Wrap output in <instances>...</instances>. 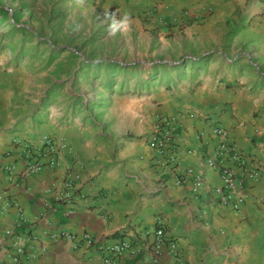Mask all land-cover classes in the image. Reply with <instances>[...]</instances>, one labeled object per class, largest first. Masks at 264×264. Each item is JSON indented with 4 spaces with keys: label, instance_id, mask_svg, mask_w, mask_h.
Instances as JSON below:
<instances>
[{
    "label": "crops",
    "instance_id": "crops-1",
    "mask_svg": "<svg viewBox=\"0 0 264 264\" xmlns=\"http://www.w3.org/2000/svg\"><path fill=\"white\" fill-rule=\"evenodd\" d=\"M79 1L94 27L129 16L109 54L151 58L163 78L82 113L71 84L9 64L0 44V264H17V238L19 264H108L97 246L122 243L111 264H264V0H214L209 17L200 0ZM162 117L172 136L157 150ZM216 127L245 164L220 159L236 177L227 202L206 164ZM45 137L57 165L27 173Z\"/></svg>",
    "mask_w": 264,
    "mask_h": 264
},
{
    "label": "rangeland",
    "instance_id": "rangeland-1",
    "mask_svg": "<svg viewBox=\"0 0 264 264\" xmlns=\"http://www.w3.org/2000/svg\"><path fill=\"white\" fill-rule=\"evenodd\" d=\"M200 1L209 7L207 17L213 15L215 9L209 3L216 2ZM0 5L10 13H20L15 25L12 19L5 23L0 21V44L8 47L9 64L15 58L35 71L54 70L50 75L55 79L59 77L63 86L71 84L74 103L82 113L89 109L86 101L93 115H98L102 113L99 104L106 97L116 96L123 90L140 92L152 79L163 78L151 68V58L117 59L110 55L111 27H94L88 22L90 18L79 0H0ZM120 62L123 67L115 65Z\"/></svg>",
    "mask_w": 264,
    "mask_h": 264
},
{
    "label": "built area",
    "instance_id": "built-area-1",
    "mask_svg": "<svg viewBox=\"0 0 264 264\" xmlns=\"http://www.w3.org/2000/svg\"><path fill=\"white\" fill-rule=\"evenodd\" d=\"M193 117V115H191ZM214 134L218 137L219 143L215 150L214 156L211 159H208L206 164L209 167H213L219 170L221 181H222V188L218 189L216 192L218 196L221 197L223 202H227L234 196L235 191V181L236 177L234 171L226 166H222L220 164V159L222 157H230L236 163H238L241 167L245 166L242 156L239 155L235 149L228 144L226 133L223 128L216 127L214 128ZM172 136V129H171V119L169 117H162L160 123L156 127V131L152 134L150 138V146L153 149L162 150L167 144L171 141ZM53 141L45 137L43 139V146L42 149L36 155V159L32 161L27 169V173H35L41 171L45 166L54 167L57 165V160L55 155L56 149L52 143ZM249 176L253 178H257L258 172L256 171H249ZM195 188H199L202 186V179L201 177H196L195 179ZM9 235L12 234L11 231L7 232ZM156 238L159 241L163 240V230L157 229L155 232ZM85 242L88 246L94 245V240L90 237H86ZM97 246V245H96ZM128 249V244L122 243L121 245L116 246H97V250L105 255L107 258L104 261L108 264H111L110 257L120 255L123 251ZM14 250L15 255L13 257L14 261L19 264V259L23 252V245L22 241L17 238L14 242Z\"/></svg>",
    "mask_w": 264,
    "mask_h": 264
},
{
    "label": "trees",
    "instance_id": "trees-1",
    "mask_svg": "<svg viewBox=\"0 0 264 264\" xmlns=\"http://www.w3.org/2000/svg\"><path fill=\"white\" fill-rule=\"evenodd\" d=\"M20 13L19 11H12V13L8 12L6 9H4L0 5V21L5 23V22H10V20H13L12 24H17V19L19 18Z\"/></svg>",
    "mask_w": 264,
    "mask_h": 264
},
{
    "label": "clouds",
    "instance_id": "clouds-1",
    "mask_svg": "<svg viewBox=\"0 0 264 264\" xmlns=\"http://www.w3.org/2000/svg\"><path fill=\"white\" fill-rule=\"evenodd\" d=\"M130 17L125 15L123 20H120V21H116V20H113V23H112V32L113 34H115L117 31H128L130 29Z\"/></svg>",
    "mask_w": 264,
    "mask_h": 264
}]
</instances>
